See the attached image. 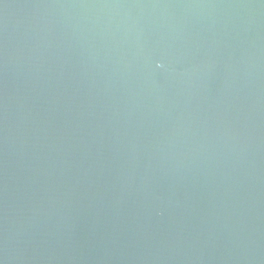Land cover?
<instances>
[{"label":"water","instance_id":"1","mask_svg":"<svg viewBox=\"0 0 264 264\" xmlns=\"http://www.w3.org/2000/svg\"><path fill=\"white\" fill-rule=\"evenodd\" d=\"M0 264H264V0H0Z\"/></svg>","mask_w":264,"mask_h":264}]
</instances>
